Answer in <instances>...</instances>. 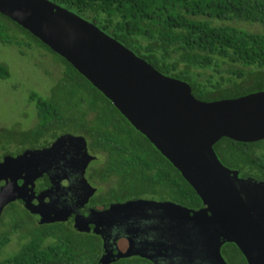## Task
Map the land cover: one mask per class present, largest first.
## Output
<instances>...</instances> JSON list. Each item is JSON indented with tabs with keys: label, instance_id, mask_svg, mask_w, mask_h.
<instances>
[{
	"label": "trees",
	"instance_id": "16d2710c",
	"mask_svg": "<svg viewBox=\"0 0 264 264\" xmlns=\"http://www.w3.org/2000/svg\"><path fill=\"white\" fill-rule=\"evenodd\" d=\"M50 1L94 23L164 75L188 82L198 99L238 98L264 90V32L234 24L264 25V0ZM16 27L30 41L55 54L65 70L50 97L30 94L38 118L34 127L0 128L1 152L10 151L12 145L14 153L44 145L65 132L83 135L90 151L101 156L96 171L99 181L110 182L106 200L164 199L188 208L202 206L179 170L100 90L66 59L1 13L0 42L21 45L11 33ZM10 76L8 67L0 63V78ZM214 149L228 168L264 178V139L246 143L223 137ZM14 210L23 217L28 214L17 206ZM61 225L56 226L57 238L68 236ZM11 229L0 233V264H42L53 256L55 248L64 249L58 242L39 250L48 235L34 228L31 240L17 253L1 258L19 225L14 222ZM222 252L232 264H247L234 243H225ZM134 263L142 264H125Z\"/></svg>",
	"mask_w": 264,
	"mask_h": 264
},
{
	"label": "water",
	"instance_id": "95a60500",
	"mask_svg": "<svg viewBox=\"0 0 264 264\" xmlns=\"http://www.w3.org/2000/svg\"><path fill=\"white\" fill-rule=\"evenodd\" d=\"M0 13L66 59L100 90L179 170L203 203L193 209L170 200L132 198L98 207L96 212L127 214L129 240L135 225L145 228L139 226L141 221L155 219L154 210H161L169 229L177 231L175 237L199 246L210 264H227L221 254L226 242L236 244L248 264H264V178L228 168L214 149L223 137L246 143L264 139V90L204 101L193 94L188 82L164 75L94 23L50 0H0ZM94 159L86 138L70 132L44 145L3 153L0 209L18 192H25L26 206L33 213L66 217L67 207L29 202V185L54 169L55 160H65L64 167L83 175ZM140 213V221L129 215ZM83 225L76 223L80 230L86 229ZM149 242L155 245L158 240L153 237ZM109 260L106 255L99 264Z\"/></svg>",
	"mask_w": 264,
	"mask_h": 264
},
{
	"label": "flooded vegetation",
	"instance_id": "af4514ba",
	"mask_svg": "<svg viewBox=\"0 0 264 264\" xmlns=\"http://www.w3.org/2000/svg\"><path fill=\"white\" fill-rule=\"evenodd\" d=\"M88 151L96 159L88 164L83 175L72 168L64 167L65 160H55L54 169L45 171L34 180L33 186L29 185V202L32 201L35 205H41V202H51L58 209L67 207L66 217L61 214H58V218L53 217V214L45 217L41 213H33L26 206L25 192L24 194L18 192L13 201L0 209V233L10 232L13 223L16 222L19 229L11 234V239L17 236L23 241L20 248L24 242L31 240L34 228L48 235L41 242L39 250L50 249L52 244L58 242L64 246V249L55 248L52 251L53 256L42 264H99L106 255L110 259L108 264H125L127 261L142 264H210L199 246H192L190 240L175 237L177 231L169 229L168 220L162 216L161 210H154L155 219L152 220H142V213L129 214L137 221L142 220L139 226L145 227L138 229L135 225V229H132L133 236H130L129 240L125 237L127 228L124 223L129 218L127 214L123 216L124 214L113 213L108 216L106 213L96 212L95 209L98 207L119 201L106 200L110 182L99 181L97 166H95L99 157L90 151L89 147ZM71 156L72 154L68 158ZM18 184L21 186L23 180L19 179ZM87 184L91 188H88ZM1 188L2 185H0V190ZM16 206L19 210L24 209L28 214L25 217L17 214L14 210ZM80 222L86 229L80 230L76 227V223ZM58 224H62L61 228L68 233L67 237H56ZM149 227L150 230H146ZM153 237L158 240L155 245L149 242ZM223 245L221 246L222 257L227 264H232L222 252Z\"/></svg>",
	"mask_w": 264,
	"mask_h": 264
},
{
	"label": "rangeland",
	"instance_id": "374dc122",
	"mask_svg": "<svg viewBox=\"0 0 264 264\" xmlns=\"http://www.w3.org/2000/svg\"><path fill=\"white\" fill-rule=\"evenodd\" d=\"M235 25L255 32H264L259 23L236 22ZM12 35L21 45H8L0 42V63L8 67L11 76L0 78V128L25 130L34 127L37 112L30 94L37 92L50 97L52 89L63 76L65 67L57 61V56L30 41L16 27ZM32 42V43H30ZM28 44H31L28 45ZM10 146V151L14 150ZM2 152L0 151V155ZM99 160L101 156L98 155ZM97 166V163H95ZM21 240L13 236L3 249L1 258L12 256L20 250Z\"/></svg>",
	"mask_w": 264,
	"mask_h": 264
}]
</instances>
